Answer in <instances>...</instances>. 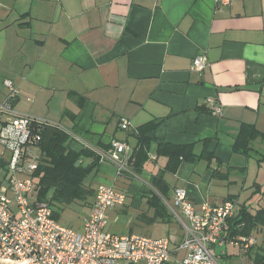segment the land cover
I'll return each instance as SVG.
<instances>
[{"label":"crops","instance_id":"obj_1","mask_svg":"<svg viewBox=\"0 0 264 264\" xmlns=\"http://www.w3.org/2000/svg\"><path fill=\"white\" fill-rule=\"evenodd\" d=\"M1 16L7 19L0 31L9 32L0 43V102L8 96L4 80H13L19 91L15 110L71 130L77 137L69 146L77 152L85 146L106 152L116 140L134 149L132 134L155 123L141 173L117 174L110 160L101 159L86 181L93 189L86 215L101 183L127 195L123 205L107 211V232L133 233L138 220L154 214L149 197L158 193L165 204L180 186L197 207L236 199L235 218L243 205L252 214L264 208V161H258L264 153V0H2ZM5 49L22 56L4 65ZM199 54L209 65L193 71ZM210 98L223 106L221 116L208 110ZM122 118L131 130L121 129ZM248 125L258 135L248 153L236 152L233 145ZM158 142L193 145L197 155L176 173H164L166 195L152 182L168 161L158 155ZM34 150L43 153L39 146ZM8 176L9 169L0 185ZM131 189L142 193L141 202L128 201ZM250 235L257 244L239 251L249 264L259 257L264 264V225ZM218 252L224 262L234 253L228 244Z\"/></svg>","mask_w":264,"mask_h":264},{"label":"built area","instance_id":"obj_2","mask_svg":"<svg viewBox=\"0 0 264 264\" xmlns=\"http://www.w3.org/2000/svg\"><path fill=\"white\" fill-rule=\"evenodd\" d=\"M229 3L230 0H216ZM209 65L207 56L194 57L191 70L202 71ZM8 96L0 102V144L11 151L7 184L0 186V260L17 264H170L175 253L184 252L180 264H223L219 250L226 244L249 250L257 244L252 235L233 234V222L238 201L227 198L219 202H203L197 207L185 187H176L172 200L165 205L182 227L179 242L168 237H154L138 233H111L107 226V211L123 205L127 195L114 184L101 183L95 200L84 218L81 229L64 225L56 217L51 205L36 200V180L33 176L40 154L34 147L40 136L33 132V124H57L77 137L71 130L45 118L21 114L14 102L19 91L11 79L4 80ZM208 110L218 116L223 106L214 98L208 100ZM120 127L131 130V122L122 118ZM132 147L116 140L102 160H110L117 174L130 172Z\"/></svg>","mask_w":264,"mask_h":264},{"label":"trees","instance_id":"obj_3","mask_svg":"<svg viewBox=\"0 0 264 264\" xmlns=\"http://www.w3.org/2000/svg\"><path fill=\"white\" fill-rule=\"evenodd\" d=\"M154 125L153 121L145 123L132 134L135 136L137 144L129 160L130 172H124L132 178L141 173L144 164L150 158L149 153L153 140L148 134ZM250 128L253 130L251 131ZM33 132L40 136V140L36 145L43 152L33 174L34 178H38L35 187L36 200L51 205L58 218H60V212L57 209L55 210L54 206L63 209L77 199L84 200V205L88 206L90 204L88 198L93 194V189L87 187L86 181L91 174L97 171L101 160L100 151H96L89 146L83 147L79 152L73 150L69 146L73 136L57 124L34 122ZM257 135L258 132L254 127L244 126L233 145V150L248 153L251 149L250 143ZM110 147L111 144L107 146V150ZM205 152L207 150H204L201 156H204ZM157 153L158 155L167 156L168 161L162 174L155 176L152 182L159 193L166 195L168 194L169 185L163 177L164 173H176L183 161L192 160L197 155L194 153L193 145L163 142H158ZM86 158H90L91 161L85 163ZM78 160L82 162L79 166H76ZM258 161H264V153H260ZM2 164L0 160V166ZM50 192L51 196H49ZM148 202L149 206L154 209V214L151 217L143 216L146 222L153 223L158 220L169 222L172 220V214L169 213L158 193H153ZM258 225H264V208L252 214L248 207L243 205L239 215L234 219L233 234L250 235ZM262 261V257L255 260L258 264Z\"/></svg>","mask_w":264,"mask_h":264},{"label":"rangeland","instance_id":"obj_4","mask_svg":"<svg viewBox=\"0 0 264 264\" xmlns=\"http://www.w3.org/2000/svg\"><path fill=\"white\" fill-rule=\"evenodd\" d=\"M2 2V0H0ZM6 16V15H5ZM8 16V15H7ZM6 19L4 16H1L0 18V25L2 22L6 23ZM9 31H0V43L4 44L7 39V33ZM19 53V55H18ZM22 56L21 52H18L17 50H10L5 49L4 50V56L2 58V64L7 65L9 63H12L13 61H18L20 57ZM3 79L2 76H0V81ZM0 116H2V119H6L7 114L0 113ZM11 158V151L3 144H0V160L3 163L0 166V177H3L4 174L8 171V164ZM142 176L139 178H134L136 180H140ZM36 181L38 178H35ZM1 186V185H0ZM49 196H51V192L49 193ZM134 200H141L143 199L142 193H138V191H132V189L128 190V201ZM145 199V197H144ZM135 206V205H134ZM143 206L145 207V203H143ZM142 206V207H143ZM55 210L57 209L60 212V222L64 225L72 226L76 229H81L84 218L86 216V210L87 207L84 205V200H75L71 204L65 206L63 209H59L58 207L54 206ZM146 209V208H145ZM143 208L142 211H144L147 214V210ZM135 209H132L129 212L128 218L126 220L133 221L135 217ZM135 221V220H134ZM129 222V221H128ZM136 223V221H135ZM133 233L138 234H144V235H150L154 237H170L172 240L179 242L181 240V236L183 234V230L180 227L178 221L172 217V220L169 222L164 221H155L153 223H148L144 219H141L137 221V225L133 228ZM229 251L234 252L231 254L229 259H227L225 262L222 260L223 264H249L247 259V254H241L239 250H242L239 246H233L228 244ZM243 251V250H242ZM184 256V252L181 251L179 253L174 254V258L171 260V262H174L177 258L178 260H181ZM246 256V257H245ZM137 264H146L145 262H139ZM178 264V263H177ZM180 264V263H179Z\"/></svg>","mask_w":264,"mask_h":264},{"label":"water","instance_id":"obj_5","mask_svg":"<svg viewBox=\"0 0 264 264\" xmlns=\"http://www.w3.org/2000/svg\"><path fill=\"white\" fill-rule=\"evenodd\" d=\"M80 163H81V161L78 160V161L76 162V166H79ZM0 264H17V263H16V262L11 263L10 261H2V260H0Z\"/></svg>","mask_w":264,"mask_h":264}]
</instances>
